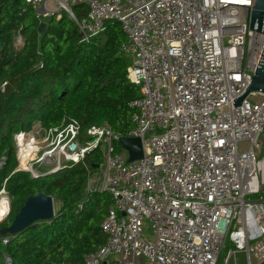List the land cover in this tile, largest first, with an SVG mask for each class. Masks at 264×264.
I'll use <instances>...</instances> for the list:
<instances>
[{
    "label": "built area",
    "instance_id": "1",
    "mask_svg": "<svg viewBox=\"0 0 264 264\" xmlns=\"http://www.w3.org/2000/svg\"><path fill=\"white\" fill-rule=\"evenodd\" d=\"M25 2L40 22L68 14L85 43L108 21L119 22L121 50L131 58L127 78L140 88L128 103L133 127L126 134L92 125L83 143L75 119L49 130L40 125L46 140L58 136L63 144L54 163L60 169L103 151L98 171L86 166V194L111 197L101 222L106 242L84 264H218L227 242L223 264L239 253L247 264H264V93L237 107L233 101L264 49V34L249 30L255 0ZM77 5L87 7L80 19ZM26 133L17 134L19 143ZM123 137L142 140L141 159L129 161Z\"/></svg>",
    "mask_w": 264,
    "mask_h": 264
},
{
    "label": "trees",
    "instance_id": "2",
    "mask_svg": "<svg viewBox=\"0 0 264 264\" xmlns=\"http://www.w3.org/2000/svg\"><path fill=\"white\" fill-rule=\"evenodd\" d=\"M74 12L80 19L87 7L77 5ZM48 22L42 35L40 19L25 0H0V191L11 195L0 228L13 222L31 195L44 193L60 203L53 219L15 236L0 235V264H7L6 257L10 264H84L85 256L106 242L101 222L112 202L106 194H86V166L98 171L104 159L100 148L87 154L85 163L33 177L18 169L14 135L36 122L53 129L64 119L80 122L83 143L92 125L126 134L133 127L128 103L140 95L127 78L131 58L121 50L126 34L119 22L108 21L105 32L88 43L80 41L79 27L68 14ZM16 35L24 40L19 49L13 45Z\"/></svg>",
    "mask_w": 264,
    "mask_h": 264
},
{
    "label": "water",
    "instance_id": "3",
    "mask_svg": "<svg viewBox=\"0 0 264 264\" xmlns=\"http://www.w3.org/2000/svg\"><path fill=\"white\" fill-rule=\"evenodd\" d=\"M49 29V22L41 21L38 31L46 35ZM249 30L264 34V0H255L250 11ZM247 73V72H246ZM250 74V73H249ZM251 81L244 92L235 98L234 107L241 103L252 93H264V49L261 54L258 66L253 74H250ZM121 145L128 151L129 161L141 159L144 156V145L140 138L123 137ZM75 146H72L74 149ZM55 203L51 195L40 193L31 195L26 200L20 211L16 214L13 222L6 227L0 228V235L15 236L28 226L38 221H49L55 217ZM10 210L6 216L8 217ZM5 218V219H6ZM4 219V220H5Z\"/></svg>",
    "mask_w": 264,
    "mask_h": 264
},
{
    "label": "rangeland",
    "instance_id": "4",
    "mask_svg": "<svg viewBox=\"0 0 264 264\" xmlns=\"http://www.w3.org/2000/svg\"><path fill=\"white\" fill-rule=\"evenodd\" d=\"M19 35H16L14 37V48H21L23 46V38L20 39L18 38ZM263 97L259 94H256L255 96H249L250 101H255L262 99ZM18 134V133H17ZM17 134L14 135V143L17 149V158H18V169L19 170H25L30 172L31 174H41L44 170L52 168L54 163H57L59 160L60 156H62V143L59 144V137H51L46 140L47 135H45V131L41 128L40 123H33L31 126V130L27 131V136L30 138L28 142H26L25 145L21 143V139L19 140L20 143L17 140ZM27 138V137H26ZM27 141V140H26ZM29 143V144H27ZM30 145V147L34 146V152L30 153V156L26 157L24 156V159L22 158V151L23 148ZM29 150V149H27ZM30 151V150H29ZM24 153V152H23ZM26 153V152H25ZM26 160V161H25ZM25 161V162H24ZM60 170V169H59ZM5 194H3V197H6L8 202H9V209H11V195L10 193L5 190ZM1 192V191H0ZM60 203L55 202V208L56 210L59 208ZM2 220L0 222H3ZM145 228H144V237L147 239L152 238V230H151V225H148V221H145ZM232 247V244L230 242H227V247L223 249L220 257H219V262L218 264H223L224 259L226 257L227 251ZM236 259V260H235ZM147 259H144L142 264H148ZM238 261L239 264H247V258L244 256V254L239 253L237 255V258H232L230 264H236Z\"/></svg>",
    "mask_w": 264,
    "mask_h": 264
},
{
    "label": "bare ground",
    "instance_id": "5",
    "mask_svg": "<svg viewBox=\"0 0 264 264\" xmlns=\"http://www.w3.org/2000/svg\"><path fill=\"white\" fill-rule=\"evenodd\" d=\"M26 137H27L26 135H24V136L20 135L19 136V140L21 139L20 141L23 145H25L26 142H28V137L27 138ZM27 144H29V143H27ZM27 149H29L30 151ZM34 149H35V147L34 146L30 147V145L24 147L23 151H22V158L24 159L25 155H26V157L30 156V153L34 152ZM59 169H60V167L56 164L52 168L50 167V169L48 171H46V173H44V172L43 173H44V175H48V174L54 173L55 171H57ZM5 192H6L5 189L1 190V192H0V211L3 212V215H0V222H1V220H4L6 218L8 212H9V210H8L9 209V202H8L6 197H3V194H5Z\"/></svg>",
    "mask_w": 264,
    "mask_h": 264
},
{
    "label": "snow or ice",
    "instance_id": "6",
    "mask_svg": "<svg viewBox=\"0 0 264 264\" xmlns=\"http://www.w3.org/2000/svg\"><path fill=\"white\" fill-rule=\"evenodd\" d=\"M0 215H3V212L2 211H0Z\"/></svg>",
    "mask_w": 264,
    "mask_h": 264
}]
</instances>
